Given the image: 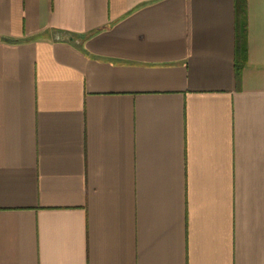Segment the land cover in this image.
<instances>
[{"label": "crops", "instance_id": "obj_1", "mask_svg": "<svg viewBox=\"0 0 264 264\" xmlns=\"http://www.w3.org/2000/svg\"><path fill=\"white\" fill-rule=\"evenodd\" d=\"M0 0V264H264V0Z\"/></svg>", "mask_w": 264, "mask_h": 264}, {"label": "trees", "instance_id": "obj_2", "mask_svg": "<svg viewBox=\"0 0 264 264\" xmlns=\"http://www.w3.org/2000/svg\"><path fill=\"white\" fill-rule=\"evenodd\" d=\"M236 37L238 42L242 41L245 36L246 23H245V0H236Z\"/></svg>", "mask_w": 264, "mask_h": 264}]
</instances>
